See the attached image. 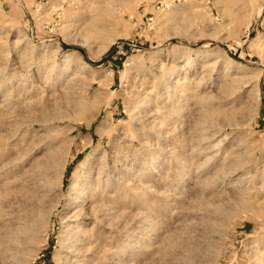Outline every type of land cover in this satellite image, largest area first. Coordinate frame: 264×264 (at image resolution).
<instances>
[{"label": "rangeland", "instance_id": "1", "mask_svg": "<svg viewBox=\"0 0 264 264\" xmlns=\"http://www.w3.org/2000/svg\"><path fill=\"white\" fill-rule=\"evenodd\" d=\"M0 264H264V0H0Z\"/></svg>", "mask_w": 264, "mask_h": 264}, {"label": "bare ground", "instance_id": "2", "mask_svg": "<svg viewBox=\"0 0 264 264\" xmlns=\"http://www.w3.org/2000/svg\"><path fill=\"white\" fill-rule=\"evenodd\" d=\"M247 12V10H246ZM249 13V14H248ZM247 17H249L248 21H251L252 18L254 17V14L251 12H247ZM91 37V36H90ZM76 186L75 184H71V186L69 187L70 190H75ZM21 196V195H20ZM33 197V196H32ZM29 198V197H28Z\"/></svg>", "mask_w": 264, "mask_h": 264}]
</instances>
